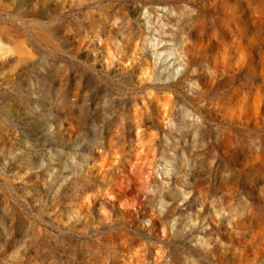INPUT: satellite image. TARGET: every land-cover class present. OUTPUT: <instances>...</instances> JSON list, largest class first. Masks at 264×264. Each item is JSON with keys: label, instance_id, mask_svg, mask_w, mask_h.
<instances>
[{"label": "rangeland", "instance_id": "374dc122", "mask_svg": "<svg viewBox=\"0 0 264 264\" xmlns=\"http://www.w3.org/2000/svg\"><path fill=\"white\" fill-rule=\"evenodd\" d=\"M0 264H264V0H0Z\"/></svg>", "mask_w": 264, "mask_h": 264}]
</instances>
